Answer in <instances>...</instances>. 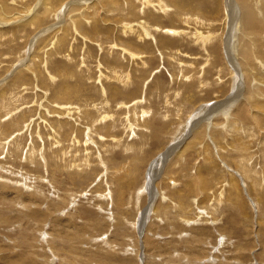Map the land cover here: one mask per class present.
I'll return each instance as SVG.
<instances>
[{
    "label": "rangeland",
    "instance_id": "1",
    "mask_svg": "<svg viewBox=\"0 0 264 264\" xmlns=\"http://www.w3.org/2000/svg\"><path fill=\"white\" fill-rule=\"evenodd\" d=\"M174 1L0 0V264H264V0Z\"/></svg>",
    "mask_w": 264,
    "mask_h": 264
},
{
    "label": "bare ground",
    "instance_id": "2",
    "mask_svg": "<svg viewBox=\"0 0 264 264\" xmlns=\"http://www.w3.org/2000/svg\"><path fill=\"white\" fill-rule=\"evenodd\" d=\"M113 1H115V2L113 3ZM134 1H136V2L138 1V2H139V0H125V1L122 0V2H120L119 0H110V2L113 3L112 6L115 5V6H114V7H115L114 11L117 10V11L124 12V10H125L124 7L126 6L128 12H129V14H131V15L133 14L132 8H133V3H134ZM143 2H144V1H142L141 3H143ZM170 3H171V7H172V8L174 7L175 10H177L175 16H176L177 18H178V17H182V15H184V14H182V11H181V7H182V6H181V3L177 2V1H174V0H170ZM248 3H249V2H248ZM158 4H159L160 7L164 8V9H165L166 6H167V7H170V5H169V4H166V2H164V0H163V1H162V0H158ZM249 4H250V3H249ZM108 5H109V4H108ZM144 6H145V5H144ZM146 6H147V5H146ZM159 6H158V7H159ZM114 7H113V8H114ZM142 7H143V6H142ZM84 9H85V8H84ZM164 9H163V10H164ZM112 10H113V9H112ZM141 10H142V9H141ZM164 11H165V10H164ZM141 12H143V11H141ZM71 13H72V12H71ZM84 13H85V12H84ZM87 13H88V12H87ZM82 14H83V10H82ZM85 14H86V13H85ZM181 14H182V15H181ZM247 14L250 16V12H249V11H247ZM127 15H128V14H127ZM131 15H130V16H131ZM133 15H134V14H133ZM122 16H123V15H122ZM36 17H37V16H36ZM126 17H127V16H126ZM180 19H181V18H180ZM123 20H124V19H123ZM185 20H186V19H185ZM201 20H202V19H201ZM130 21H131V20H130ZM172 21H173V20H172ZM178 21H179V20H178ZM183 21H184V20H183ZM189 21H190V20H189ZM193 21H194V20H193ZM78 22H79V21H78ZM155 22H156L155 26L157 25L158 28L161 27V26H158V25H159L158 23L160 22L159 20H156ZM179 23H180V21H179ZM161 25H162V24H161ZM242 25H246V23H245L243 20H242ZM129 29H130V28H129ZM142 29H143V28H140V30L142 31V34H138V38H137L138 41H141V40L143 41V40H145V38H147L148 36H151V35H148V33H147L144 29H143V30H142ZM160 29H161V31H162V28H160ZM134 32H135V30H127V31H124V30H123V33L126 34V35H127V34H128V35H129V34H133ZM165 32H167V30H166ZM167 33H169V34H175V33H174L173 31H171V30L168 31ZM160 34H161V33H160ZM122 35H123V34H122ZM136 35H137V34H136ZM158 35H159V34H158ZM179 35H180V34H179ZM167 37H168V36H167ZM167 37L164 36V35H163V37H162V35H161V38L159 37L158 40L160 39L159 42H160V43H161V42L164 43V41H165V39H167ZM119 38H120V37H119ZM123 38H124V37H123ZM120 39H121V38H120ZM120 39H119V41L117 42L118 45H120L121 43H123V44H122V45H123L122 48H123L124 50H126V49H131V46H132L131 44H133L132 41H128V40L126 39V41H128V42L124 43L125 41L123 40L124 42H122ZM196 39H197V38H196ZM158 40H156V44H157V41H158ZM145 42H146V41H145ZM159 42H158V43H159ZM165 42H166V41H165ZM168 43L170 44L169 40H168V42H167L166 44L168 45ZM174 43H175V42H174ZM206 43H208V39H206V40L203 39L202 42H201V44H206ZM172 45H173V44H172ZM175 45H176V44H175ZM257 45L259 46V48L264 47V44H263L262 42H261V43H258ZM114 46H115V45H114ZM160 46H161V45H160ZM160 46H159V47H160ZM162 47H163V46H162ZM164 47H165V46H164ZM164 47H163V48H164ZM171 47H172V46H171ZM176 47H177V46H176ZM176 47H175V48H176ZM64 48H65V47H64ZM153 48L155 49V47H152V49H153ZM165 48H166V47H165ZM145 49H146V48H145ZM148 49H150V48H148ZM157 49H158V47H157ZM177 49H178V47H177ZM177 49H176V50H177ZM124 50H123V51H124ZM171 50H172V49H171ZM126 51H128V50H126ZM150 51H151V50H150ZM153 51H155V50H153ZM153 51H152V52H153ZM244 51H245V50H244ZM152 52H151V53H152ZM245 52H246V51H245ZM136 53H137V52H136ZM151 53H150V54H151ZM174 53H175V51H174ZM110 54H111V53H110ZM138 54H139V53H138ZM150 54H149V55H150ZM167 54H168V53H167ZM167 54H166V55H167ZM243 55H244L245 58H246L248 54L243 53ZM169 56H170V55H169ZM259 56L262 58V62H264V51H261V52L259 53ZM107 57H108V56H107ZM109 57H110V56H109ZM167 57H168V55H167ZM145 61H146V60H145ZM251 62H252V66H253L254 64H256V62H255L254 60H252V59H251ZM262 62H261V63H262ZM103 63H104L105 65H109V66H111V63H110L108 60H104V59H103ZM147 64H149V63H147ZM242 64H243V63H242ZM112 65H115V64L112 63ZM227 65H228V64H227ZM261 66H262V65H261ZM112 67H113V66H112ZM248 67H250V66L245 67V70H247ZM118 68H119V67H118ZM120 69L122 70V69H123V66H121ZM235 76H237V75H235ZM126 77H127V76H126ZM232 79H233V78H232ZM232 81H233V80H232ZM126 82L129 83L127 78H126ZM232 86H233V85H232ZM258 95H259L258 93L254 94L255 97H257ZM62 96H63V95H62ZM225 103H226V102H225ZM242 108H243V107L239 108V109L235 112L236 115L233 116V117L235 118V120L238 119L240 122H242V118H240V117H242V116L244 117V116L247 115V114H245L246 112H245L244 109H242ZM261 110H262V109H261ZM243 111H244L245 113H244ZM201 113H202V112H201ZM6 115H7V114H6ZM244 118H245V117H244ZM247 120H248V119L246 118L245 121H247ZM203 121H204V120H203ZM248 121H249V120H248ZM248 121H247V122H248ZM243 123H244V122H243ZM250 123H251V122H250ZM245 124H246V123H245ZM251 126H252V125H251ZM143 128H144V127H143ZM228 128L234 130V129H235V125L232 124V123L230 122V123H228ZM237 128H238V127H237ZM248 128H249V126H248ZM241 129H242V128H241ZM241 129H239V130L241 131ZM245 129H246V128H245ZM249 129H250V128H249ZM249 129H248V130H249ZM239 130H238V131H239ZM246 130H247V129H246ZM235 131H236V130H235ZM244 131H245V130H244ZM236 132H237V131H236ZM243 133H244V132H243ZM250 133H251V132H250ZM250 133H249V134H250ZM195 134H196V133H195ZM238 134H239V133H238ZM251 134H252V133H251ZM240 136H241V135H240ZM247 136H248V135H247ZM220 137H221V136H220ZM217 138H218V137H217ZM213 139H215V138H213ZM217 142H218V141H217ZM243 142H244V141H243ZM247 142H248V141H247ZM247 142H245V143L247 144ZM195 143H196V142H195ZM237 143H238V142H237ZM76 144H77V143H76ZM242 144H243V143H242ZM247 145H249V144H247ZM250 145H252V144H250ZM243 146H244V144H243ZM245 146H246V145H245ZM244 150H245V149H244ZM241 163H242V162H241ZM238 164H239V163H238ZM240 165H241V168L244 170L243 167L246 166V165L243 163V164H239L238 167H240ZM242 165H243V167H242ZM246 167H247V166H246ZM246 167H245V168H246ZM241 168H240V169H241ZM247 168H248V167H247ZM247 168H246V169H247ZM246 169H245V171H244V172H245V175H246V176H250V175H248V172L246 171ZM250 169H251V168H250ZM249 171H251V170H249ZM247 178H248V177H247ZM250 178H251V177H250ZM254 178H258V177H254ZM254 182L256 183V181H254ZM170 194H171V193H170ZM180 206H181V204H180ZM184 210H185V209H184ZM176 212H177V211H176ZM186 254H187V253H186Z\"/></svg>",
    "mask_w": 264,
    "mask_h": 264
}]
</instances>
